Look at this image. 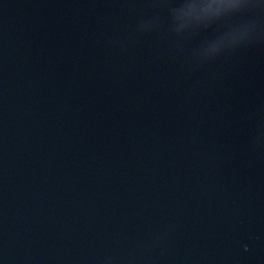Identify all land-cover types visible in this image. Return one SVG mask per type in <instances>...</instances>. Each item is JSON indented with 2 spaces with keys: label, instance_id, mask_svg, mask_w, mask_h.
<instances>
[{
  "label": "water",
  "instance_id": "obj_1",
  "mask_svg": "<svg viewBox=\"0 0 264 264\" xmlns=\"http://www.w3.org/2000/svg\"><path fill=\"white\" fill-rule=\"evenodd\" d=\"M0 264H264V0H0Z\"/></svg>",
  "mask_w": 264,
  "mask_h": 264
}]
</instances>
